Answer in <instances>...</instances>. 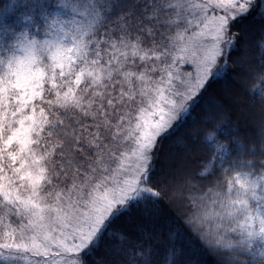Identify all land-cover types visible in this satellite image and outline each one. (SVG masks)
I'll return each mask as SVG.
<instances>
[{"label": "snow or ice", "instance_id": "snow-or-ice-1", "mask_svg": "<svg viewBox=\"0 0 264 264\" xmlns=\"http://www.w3.org/2000/svg\"><path fill=\"white\" fill-rule=\"evenodd\" d=\"M0 264H264V0H0Z\"/></svg>", "mask_w": 264, "mask_h": 264}]
</instances>
